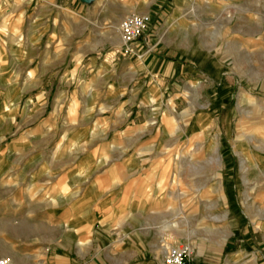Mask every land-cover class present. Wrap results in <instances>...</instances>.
Masks as SVG:
<instances>
[{"label": "rangeland", "instance_id": "374dc122", "mask_svg": "<svg viewBox=\"0 0 264 264\" xmlns=\"http://www.w3.org/2000/svg\"><path fill=\"white\" fill-rule=\"evenodd\" d=\"M92 1L74 32L75 45L91 46L84 58L75 46L70 84L36 81V51L23 50L31 22L13 20L10 52L0 28V257L103 264L122 253V264H162L167 246L185 244L187 264H264V0ZM131 13L150 16L132 42L139 57L189 70L152 97L153 143L143 146L112 141L136 120L106 109L128 112L135 92L99 86L102 97L71 99L95 78L82 74L88 57L116 80V58L132 52L118 27ZM166 231L177 240L165 245Z\"/></svg>", "mask_w": 264, "mask_h": 264}, {"label": "crops", "instance_id": "0c3cea01", "mask_svg": "<svg viewBox=\"0 0 264 264\" xmlns=\"http://www.w3.org/2000/svg\"><path fill=\"white\" fill-rule=\"evenodd\" d=\"M91 2L93 1L91 0ZM91 2L81 0H0V28L8 27V30H5V51L7 50L6 48H8L10 52L11 44L14 46L16 44L14 41L18 37V32L13 33L9 29L14 27L13 20L22 19L23 23L24 21L31 22L34 32V41L29 44L30 41L27 43L28 38L26 37L27 44H25L23 50L30 49L36 51V55L32 59V61L34 60L36 63L34 69L36 81L40 84H51V89L55 81L70 84V78L72 77L75 67V46H79L76 51H81V56L83 58L87 55L86 52L88 51V47L91 46L89 37L83 39L82 42L76 45L74 43V32L78 29L79 22L83 19L87 20L84 18L88 16V13H86L87 10L85 9ZM111 37V39L115 40L113 33ZM99 44L100 46L104 45V43ZM99 44H95L94 48H99ZM114 49L115 48L106 49L102 54V61L107 52L105 57L107 60H111L113 52L110 51ZM143 50L144 46L142 44L135 43L132 46L131 53L116 58L119 63V69L115 81L110 73L102 69L103 67L99 69L95 68L96 57H88L89 60L81 71L83 76L90 75L95 78L89 79V81L83 84L80 93L77 90L71 94V99L81 98L84 100L83 103H86V99L90 101L99 96L102 97L99 86L104 87L103 94L105 95H108L110 91L119 96L127 91L131 93L135 92L134 96L136 100L133 108L128 112H126V108L115 109L110 104L106 105V103H104L106 109L114 110L116 116H119V118L123 119L125 115L130 113L133 114L136 120L135 123L132 124L133 128L131 130H119L120 135H115L112 138V141L115 143L118 141L125 143L129 141V145L135 146L153 143L151 142L153 138L149 135V129L145 127L147 123L152 120L154 114V108L150 105L152 104V97L159 96L166 89L164 85L166 79L173 78V80H175L178 75L185 74L189 71L186 70L187 68H184V65L170 64L168 60H165V57L152 53H147L139 57L138 53L143 52ZM94 51L95 49L93 52ZM37 52L39 53L37 54ZM76 57H80V54H77ZM28 59L30 60L29 57ZM76 71L78 72L79 69H76ZM44 92L47 93V90L44 89ZM94 106H96V104ZM161 111V108H158L156 112L157 115H161ZM93 112L94 111H91L89 114ZM120 122H117V124ZM117 124L113 128L116 129ZM110 128L111 127L107 125L103 130L107 131ZM79 129H81V131L86 129L89 133L91 130L90 125H75L71 130L76 131ZM174 132L175 129H173L172 134H174ZM87 139L92 138L89 137ZM154 144L156 145V143ZM62 194L63 193L60 191L59 195ZM68 225H70V223ZM176 240L177 238H174L171 231L165 232L163 238V243L165 245L173 243ZM125 255L126 254L122 253H107L105 255L106 261L103 264H122L128 259ZM67 263L69 264V260ZM153 263L152 260H147L143 261L141 264ZM57 264H64V262H57Z\"/></svg>", "mask_w": 264, "mask_h": 264}, {"label": "built area", "instance_id": "2783aa9c", "mask_svg": "<svg viewBox=\"0 0 264 264\" xmlns=\"http://www.w3.org/2000/svg\"><path fill=\"white\" fill-rule=\"evenodd\" d=\"M150 16L148 14L131 13L124 16L119 24L121 47L124 52L132 51L131 44L145 31ZM190 249L185 244L167 246L162 264H187ZM0 264H16L8 257H0ZM42 264V263H28Z\"/></svg>", "mask_w": 264, "mask_h": 264}, {"label": "water", "instance_id": "95a60500", "mask_svg": "<svg viewBox=\"0 0 264 264\" xmlns=\"http://www.w3.org/2000/svg\"><path fill=\"white\" fill-rule=\"evenodd\" d=\"M81 1H86L87 2V1H90V0H81Z\"/></svg>", "mask_w": 264, "mask_h": 264}, {"label": "bare ground", "instance_id": "6f19581e", "mask_svg": "<svg viewBox=\"0 0 264 264\" xmlns=\"http://www.w3.org/2000/svg\"><path fill=\"white\" fill-rule=\"evenodd\" d=\"M119 28V27H118ZM166 243V242H165ZM17 264V263H16Z\"/></svg>", "mask_w": 264, "mask_h": 264}]
</instances>
